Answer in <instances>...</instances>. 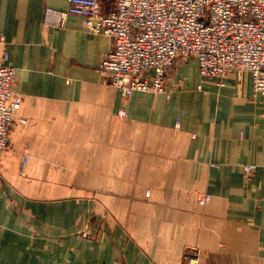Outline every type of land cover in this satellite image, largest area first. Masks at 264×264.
Listing matches in <instances>:
<instances>
[{"label":"crops","instance_id":"obj_1","mask_svg":"<svg viewBox=\"0 0 264 264\" xmlns=\"http://www.w3.org/2000/svg\"><path fill=\"white\" fill-rule=\"evenodd\" d=\"M68 4L0 0V55L8 50L17 71L18 114L37 136L51 122L63 123L58 127L68 143L72 136L81 138L75 133L87 125L98 142L99 122L114 128L116 142L128 126L129 142L136 126L147 157L165 159L144 170L143 214L112 215L114 226L98 232V247L77 251L72 263L188 264L195 257L198 264H264V97L254 92L251 74L203 79L199 89L202 77L192 57L197 82L181 62V86L124 97L101 72L114 48L112 37L92 32L80 15H70L63 26L45 23L48 7ZM102 4L106 12L114 6L109 0ZM251 164L256 169L249 174L245 166ZM20 171L28 173V165ZM11 182L15 194L17 181ZM6 193L0 180V264H71L65 254L71 249L57 255L31 240L32 223L13 212ZM202 193L211 195L205 205L198 201ZM26 202L37 210L38 202ZM126 219L142 224L130 227Z\"/></svg>","mask_w":264,"mask_h":264},{"label":"built area","instance_id":"obj_2","mask_svg":"<svg viewBox=\"0 0 264 264\" xmlns=\"http://www.w3.org/2000/svg\"><path fill=\"white\" fill-rule=\"evenodd\" d=\"M68 0L66 9L48 7L45 23L63 26L80 15L92 32L114 39L101 72L124 97L135 92L165 93L173 87L170 70L179 59L195 57L203 79L228 72L251 74L254 92L264 97V0ZM10 52L0 55V155L12 141L11 129L22 106L14 88ZM184 79L178 77L177 83ZM222 83V82H221ZM224 85V83H222ZM178 85V84H177ZM204 87V81L198 88ZM19 123L27 119L19 117ZM30 158L24 153V163ZM250 174L255 165H246ZM211 199L202 193L198 201ZM188 264H198L192 257Z\"/></svg>","mask_w":264,"mask_h":264},{"label":"rangeland","instance_id":"obj_3","mask_svg":"<svg viewBox=\"0 0 264 264\" xmlns=\"http://www.w3.org/2000/svg\"><path fill=\"white\" fill-rule=\"evenodd\" d=\"M180 63L187 70L189 79L197 82L196 61L189 58L179 59L170 70L172 84L182 85L176 78L180 77L176 76ZM202 80L200 78L199 83ZM19 117L24 116L17 114L11 129L10 146L0 155L3 156L0 159V177L3 180H0L6 185L7 200L13 212L29 226L32 223L29 235L40 248L54 249L57 255L69 248L71 251L67 253L70 252V256L65 254L74 264L77 251L98 247L99 233L110 231L114 226L112 215L129 216L133 211L143 214V193L139 189L146 177L144 170L161 166L165 159L147 157L139 127L131 128L134 135L127 142L126 126L121 141L116 142L112 140L114 128L108 127L106 122H99L98 142L95 141L94 128L87 125L75 133L81 134V138L72 136L73 142L68 143L65 141L66 131H63V136L62 127H58L63 123L51 122L37 130L43 134L37 136L30 129L29 119L24 117L27 123L21 124ZM162 149L166 150L165 144ZM27 150L30 158L24 163L22 158ZM27 165L28 173L20 171ZM151 175L160 177L158 172ZM11 180L19 181L14 182L15 194L12 193ZM112 199L115 200L113 204ZM29 200L38 202L36 211L26 202ZM119 224L127 225L126 222ZM135 224L140 226L142 223L128 221L130 227Z\"/></svg>","mask_w":264,"mask_h":264}]
</instances>
